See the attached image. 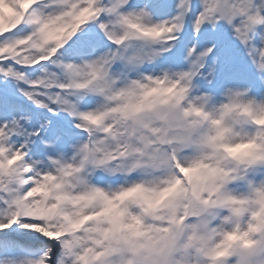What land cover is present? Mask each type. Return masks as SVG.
I'll use <instances>...</instances> for the list:
<instances>
[{"label":"clouds","instance_id":"9594fccd","mask_svg":"<svg viewBox=\"0 0 264 264\" xmlns=\"http://www.w3.org/2000/svg\"><path fill=\"white\" fill-rule=\"evenodd\" d=\"M201 3L208 11L212 0ZM228 3L241 8L246 0ZM37 7L35 34L21 43L35 53L43 46L51 54L68 38L70 18L64 0H40ZM256 14L261 21L249 29L248 16ZM238 18L240 23L231 27L247 37L242 46L264 85V0H252ZM158 23L149 16L139 23L130 20L127 27L155 37L149 29ZM6 30L8 24L0 22V33ZM115 30L123 31L120 26ZM159 46V41L151 42L152 48ZM185 63L187 68L165 66L147 73L123 66L116 72L108 68L102 76L90 77L84 70L74 78L70 71L62 72L61 87L78 79L96 101L80 110L84 115L75 123L85 137L69 145L71 152L41 177L34 194L36 200L48 197L49 206L64 209L69 231L60 230L53 238L71 242L63 264H264V93L240 84L207 90L197 79L213 85L214 70L205 74L197 69L189 77L184 75L193 71L188 54ZM22 159L13 154L7 166ZM121 174L137 179L130 185L95 182L97 175L114 179ZM25 191L32 189L25 185L21 194ZM109 201L117 207L127 204L134 215L141 211L137 204L158 211L105 238L112 227L104 211ZM135 232L141 235L132 236Z\"/></svg>","mask_w":264,"mask_h":264},{"label":"snow or ice","instance_id":"6c2138e0","mask_svg":"<svg viewBox=\"0 0 264 264\" xmlns=\"http://www.w3.org/2000/svg\"><path fill=\"white\" fill-rule=\"evenodd\" d=\"M39 3L40 0L32 5L26 0H0V16L9 26V30L0 33V49H5L0 52V264H63V256L72 246L69 241L57 243L53 239L58 231H69L63 207H51L48 197L36 200L34 195L40 190L41 177L54 171L58 160L71 152L69 145L85 137L86 133L75 123L84 115L81 109L96 103L87 95L89 89L83 81L77 79L75 85L61 87L62 72L70 71L75 78L84 70L90 77L102 76L108 68L116 72L122 66L125 71L138 69L145 73L165 66L183 69L188 67V54L193 71L184 75H195L197 69L205 74L214 70L215 80L224 74L227 81L226 74L238 69L241 55H246L242 45L247 43L244 33L231 25L240 23L238 13H247L252 0H246L241 8L229 5L228 0H212L208 11L202 9L201 0L198 4L192 0H64L71 32L51 54L43 46L35 53L21 43L35 34L33 19L39 15ZM166 12L170 16L164 19ZM149 16L160 21L149 29L157 33L155 37L143 36L127 27L130 20L139 23ZM186 19L191 21L190 32L185 29ZM260 21L259 14L249 15L248 28ZM117 26L122 33L116 32ZM166 28L171 31L159 35ZM140 40L143 45L134 43ZM153 40L161 46L152 48ZM209 48L211 51H206ZM41 56L47 58L40 59ZM157 57V63L149 66ZM197 83L205 81L198 78ZM13 154L23 159L9 168L7 162ZM24 168L28 171L24 172ZM136 179L123 174L114 179L97 175L95 182L130 185ZM25 185L32 191L22 195ZM193 195L199 193L194 190ZM137 207L141 211L134 215L127 204L117 207L109 201L104 211L110 214L112 227L105 230V238L158 211L142 204ZM139 235L140 232L132 233ZM39 246H43L42 253L36 251Z\"/></svg>","mask_w":264,"mask_h":264},{"label":"rangeland","instance_id":"374dc122","mask_svg":"<svg viewBox=\"0 0 264 264\" xmlns=\"http://www.w3.org/2000/svg\"><path fill=\"white\" fill-rule=\"evenodd\" d=\"M171 3H174L175 0H170ZM193 3L198 4L199 0H192ZM170 13H164V15L162 16V18L167 19L169 18ZM0 22H3V18L2 16H0ZM185 29L187 31H191V21L186 19L185 20ZM184 34L181 33V36H183ZM176 49L174 48L173 51H175ZM166 55V54H165ZM36 67H39V65H37ZM54 70V68L52 69ZM222 74L220 77L217 78V80L214 81L213 85L208 86L206 83H201V85L207 89V90H212V91H218L221 88V84L223 83H227V84H240V85H252L254 88V91L257 94L260 93H264V85H262L259 80L256 77V73L253 70L248 58L246 55L242 54L240 57V64H239V68L236 69L233 72H229L227 73V77L228 80L225 81L223 78ZM33 236H36L35 233H32ZM41 240H44V237H40ZM48 243H52V242H48ZM36 251L38 253H42L43 251V246H39Z\"/></svg>","mask_w":264,"mask_h":264},{"label":"bare ground","instance_id":"6f19581e","mask_svg":"<svg viewBox=\"0 0 264 264\" xmlns=\"http://www.w3.org/2000/svg\"><path fill=\"white\" fill-rule=\"evenodd\" d=\"M36 236H38L39 234L35 233Z\"/></svg>","mask_w":264,"mask_h":264}]
</instances>
